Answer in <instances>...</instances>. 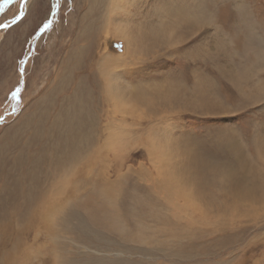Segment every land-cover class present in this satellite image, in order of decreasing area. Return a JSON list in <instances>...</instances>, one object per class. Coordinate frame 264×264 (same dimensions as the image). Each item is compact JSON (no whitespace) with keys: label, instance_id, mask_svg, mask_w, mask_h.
Segmentation results:
<instances>
[{"label":"rangeland","instance_id":"rangeland-1","mask_svg":"<svg viewBox=\"0 0 264 264\" xmlns=\"http://www.w3.org/2000/svg\"><path fill=\"white\" fill-rule=\"evenodd\" d=\"M202 1L125 2L142 32L121 58L125 42L99 32L109 0H59L55 17L56 0H28L0 30V264H264V0H205L204 24L175 15ZM19 11L15 0L0 22ZM112 73L118 104L105 87ZM104 174L112 186L96 198L119 214L114 230L79 207ZM75 177L69 200L63 181ZM241 178L263 200L239 198ZM52 187L66 206L50 224L30 222L31 200L59 194Z\"/></svg>","mask_w":264,"mask_h":264},{"label":"bare ground","instance_id":"bare-ground-1","mask_svg":"<svg viewBox=\"0 0 264 264\" xmlns=\"http://www.w3.org/2000/svg\"><path fill=\"white\" fill-rule=\"evenodd\" d=\"M142 1V0H141ZM199 1V0H198ZM125 2H127V6L128 5H131L132 3L136 2V0H109V6H108V9L110 13L109 16L108 14H106L104 17V22L106 23V25L103 26L102 25H98L99 26V32L101 30L104 31V29L107 31V33H112L113 35H117L120 39H122L125 44H126V48H125V52L121 54H119L118 58H121L122 56H125L126 54L128 55L129 53H131L132 50H135L137 48L133 47V44L137 43L139 41L138 37H136L135 35L137 34L136 32H142L140 31V24H137L134 19H133V16L137 15L138 13L140 12H132L131 9H129V7L127 9H125ZM197 2V1H195ZM141 3V2H139ZM143 3V2H142ZM143 5V4H142ZM126 6V7H127ZM131 6H134L136 8V10L140 9L139 7L135 6V4L131 5ZM130 6V7H131ZM160 8V7H159ZM168 8V7H167ZM178 9V13L175 14V15H179L181 13L182 16H185V19H187L186 21L188 20H192V21H195L196 25L197 24H204V23H207L206 20L208 18V16H204L205 15V12L207 11L208 12V7H207V3L204 1L201 2V5L200 7H198L197 9L194 10V7L192 9H185V8H182L180 9L179 6L176 7ZM125 9V10H124ZM161 9H164L163 7ZM172 9V8H171ZM243 9V8H242ZM123 10V11H122ZM135 10V9H134ZM166 10V9H165ZM170 10V8L168 9ZM118 11H122L120 12L121 13V16L119 15L120 13H118ZM173 11V10H172ZM171 12V11H170ZM206 12V13H207ZM90 14V13H89ZM155 14H160L159 12L158 13H155ZM88 15H86L87 17ZM173 16V15H172ZM120 17V18H119ZM159 17V16H158ZM86 19V18H85ZM178 19V18H177ZM176 19V20H177ZM190 20V21H191ZM163 20L160 22L162 23ZM180 22V21H179ZM191 24V22H190ZM101 26V27H100ZM195 26V25H194ZM164 26L161 25L160 27L154 29L155 31V34L158 36V37H161L162 33L165 32V28H163ZM191 27V25L189 26ZM91 28V27H90ZM101 29V30H100ZM88 30V28L85 29V31ZM84 30L81 29L80 33H82ZM146 31V30H145ZM174 29L173 28H170V30L168 31V37H170V42L169 44L171 43V45H173L175 42L172 38V36L174 37ZM89 32V31H88ZM170 32V33H169ZM79 33V34H80ZM141 34V33H140ZM81 35V34H80ZM79 35V36H80ZM84 35V34H83ZM88 36V35H87ZM140 36L143 37V34H141ZM141 37V38H142ZM154 38V36H153ZM156 38V37H155ZM84 39V38H83ZM77 40V39H76ZM75 40V41H76ZM164 40V39H163ZM167 41V40H166ZM86 42V41H85ZM154 42V41H153ZM74 43V42H73ZM93 44V42H92ZM86 45V44H85ZM93 46V45H92ZM79 45L74 48L75 50V54H77V57L80 58L81 55H82V52L80 50H78L79 48ZM81 47V46H80ZM88 53V52H87ZM90 53V52H89ZM107 53V52H106ZM73 54V52H72ZM109 54V53H108ZM132 54V53H131ZM74 55V54H73ZM86 55V54H85ZM91 55V54H90ZM105 56V55H104ZM107 56V55H106ZM105 56V57H106ZM116 56V55H115ZM113 56V57H115ZM129 56V55H128ZM109 57V56H108ZM84 57H82V60L83 61ZM88 60V58H87ZM103 60V59H102ZM101 60V61H102ZM110 60V59H109ZM108 60V61H109ZM112 61H115L117 62V60H113L111 59ZM78 61V60H77ZM86 61V60H85ZM104 61V60H103ZM252 61V60H251ZM70 63V62H69ZM103 63V62H102ZM75 64V63H74ZM105 63H103L104 65ZM107 64V63H106ZM109 65V64H108ZM113 65H116V64H113ZM76 67L79 66V62L75 65ZM113 67V66H112ZM119 67V66H118ZM106 70H107V67H106ZM104 70V71H106ZM72 71V70H71ZM103 71V73H105ZM108 71V70H107ZM110 72V70H109ZM116 72V71H115ZM74 73V72H73ZM70 74V73H69ZM107 74V73H106ZM71 75V74H70ZM74 75V74H73ZM76 76V75H75ZM107 77V76H106ZM109 80H108V87H106V92L109 99H114L115 101V104H118L119 102H116L119 100V98H122V96L120 97V90L119 88L116 86L115 82H116V78H115V73H112L109 75ZM117 77V76H116ZM62 80V79H61ZM82 83V82H81ZM124 95V93H123ZM124 98H126L124 96ZM134 98V97H133ZM40 101V100H39ZM38 102V101H36ZM43 102V101H42ZM46 102V101H45ZM125 105V104H123ZM71 107V106H70ZM119 107V106H118ZM117 107V108H118ZM124 107V106H123ZM120 110H121V107H119ZM64 110V109H63ZM84 111V110H83ZM82 112V111H81ZM80 113V112H79ZM124 113V112H123ZM126 113V112H125ZM80 116V115H79ZM85 118V117H84ZM124 122V120H123ZM27 123V122H26ZM32 123V121H31ZM30 123V124H31ZM60 123V120L58 119V121L56 120V124L57 125H60L58 124ZM81 126L83 127L84 125H86V122H81ZM34 124V123H33ZM55 124V125H56ZM39 125V126H37ZM54 125V124H53ZM112 125V124H111ZM66 126V125H65ZM87 126V125H86ZM69 127V126H68ZM81 127V128H82ZM94 127V126H93ZM34 130L35 129H43V122H41L40 124L39 123H36L34 125ZM111 130V129H110ZM41 133V132H40ZM30 137V136H29ZM43 137V136H42ZM41 139L38 135L34 138V141H37ZM49 139V138H48ZM109 139V138H108ZM111 139V138H110ZM42 141V140H41ZM55 141V140H54ZM40 142V141H39ZM107 142V141H106ZM31 143V142H30ZM27 144V147L30 145ZM109 143V142H107ZM155 144V143H154ZM161 144V143H160ZM39 145H41V143H39ZM261 146V145H259ZM41 147L43 148V146L41 145ZM47 144L45 143L44 145V148L43 149H47ZM260 149V148H259ZM24 150V149H23ZM262 151L264 152V148L262 149ZM104 153V152H103ZM105 154V153H104ZM107 154V153H106ZM167 154H168V150H167ZM166 155V154H165ZM170 155V154H169ZM263 155V154H261ZM169 157V156H168ZM167 158V157H166ZM165 159V158H164ZM94 161V160H93ZM92 161V162H93ZM94 163V162H93ZM57 164V163H56ZM62 165V164H60ZM95 163L92 164L91 166H89L90 168H88L89 170V173L86 174V176H90L92 174V168L94 167L95 168ZM195 167H197L198 169V166L201 165V163L199 161L195 162L194 163ZM23 166V165H22ZM56 167V166H55ZM63 167V166H62ZM65 167V165H64ZM162 167V166H160ZM208 168L209 166H207L206 164H202V166H199V169L202 168L201 170H206L205 168ZM54 169V168H53ZM64 169V168H62ZM67 170V169H66ZM65 171V169H64ZM105 172V171H104ZM60 174V173H59ZM74 174V173H73ZM75 175V174H74ZM79 174H77L78 176ZM80 176V175H79ZM191 176V175H190ZM193 176V175H192ZM191 176V177H192ZM198 176V175H197ZM81 177V176H80ZM97 178L95 180H92L91 182L89 181V185L87 184L88 188H87V193H86V196L84 198V201H81L79 202V207L84 209V210H88L89 211V218L95 222V223H98V224H101V225H104V226H107L108 228L114 230L118 227V225L122 226L123 224L121 223V218L119 216V214L117 213H110L106 207V203H98L97 201V194H102L106 191H101L102 189L106 188V187H111L112 186V183H111V180H109V178L104 174L103 176H96ZM194 177V176H193ZM199 177V176H198ZM197 177V178H198ZM195 178V177H194ZM192 179L194 180L193 183H197L199 179ZM76 179H78L77 177H75L73 179V181H68L65 179V181H63L65 183V189L69 188V189H72L71 191V195H69V200H73L74 196L76 194H74L75 191H73V188H76L77 187V182H76ZM197 179V180H196ZM191 180V182H192ZM68 181V182H67ZM63 182H60V184H62ZM154 182V181H153ZM238 184H234V190H235V194L241 198V199H247V200H252L254 197L255 198H258V200L260 201V199L263 200V198H261L257 192H255L253 189H252V182H249V181H245L241 178V180L239 179V181H237ZM56 185V184H54ZM64 185V184H63ZM98 185V186H97ZM90 186V187H89ZM55 187V186H54ZM81 187V186H80ZM98 187V188H97ZM53 188V187H52ZM63 189V190H65ZM53 189H51L50 191L53 192H59V194H56V196L54 197H47V195L45 193H42L38 199H30L31 202V207H30V210L32 209V211L30 212L31 213V217L32 219L30 220V222H37V219L39 217H41L40 221H42L43 223L45 222L46 224H50L52 223V218L54 219L56 216H58V213H60V211L62 210V208L64 206H66L67 204V201H65V197H61L60 196V193H63L64 191L61 190V191H53ZM257 194V195H256ZM21 195V193H20ZM54 195V194H53ZM103 197V196H102ZM64 199V200H63ZM78 199V198H77ZM104 200L107 202H113V203H109V204H112V205H116L115 204V198H112V200L110 199V197L108 198V196H104ZM78 201V200H77ZM74 202V201H73ZM103 202V201H102ZM167 203V202H166ZM78 204V203H77ZM76 206V205H75ZM108 206V205H107ZM79 208V209H80ZM109 208V207H108ZM140 212V211H139ZM189 213V212H188ZM142 214H144L142 212ZM206 216V215H205ZM30 217V218H31ZM39 221V220H38ZM54 221V220H53ZM45 226V225H43ZM48 226V225H46ZM179 227V226H178ZM48 228V227H47ZM49 229V228H48ZM181 230V229H180ZM1 232V231H0ZM2 233V232H1ZM2 235V234H1ZM17 238V237H16ZM11 255V254H10Z\"/></svg>","mask_w":264,"mask_h":264},{"label":"snow or ice","instance_id":"snow-or-ice-1","mask_svg":"<svg viewBox=\"0 0 264 264\" xmlns=\"http://www.w3.org/2000/svg\"><path fill=\"white\" fill-rule=\"evenodd\" d=\"M15 0H0V12H3L5 8H7L9 5L13 4ZM20 3V11L17 15H15L11 20H5L4 22H0V30H8L12 26H15L20 22L24 16H25V8L28 5V0H19ZM59 9V0H56V2L51 6V16L55 17L58 13ZM54 23V20L51 18H46L44 22H42V26L39 27L38 32L36 33L37 36L43 34L44 32L51 29L52 25ZM27 58L22 59L20 61V74L21 76L25 73V63ZM22 92V88L17 85L15 87V90L11 92V100L15 102V104L20 103V94ZM15 104L13 106V113H15L18 109H16ZM3 117H0V123L3 122Z\"/></svg>","mask_w":264,"mask_h":264}]
</instances>
